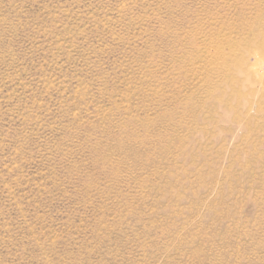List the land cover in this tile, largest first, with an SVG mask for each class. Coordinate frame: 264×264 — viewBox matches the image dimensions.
I'll list each match as a JSON object with an SVG mask.
<instances>
[{
    "label": "rangeland",
    "instance_id": "rangeland-1",
    "mask_svg": "<svg viewBox=\"0 0 264 264\" xmlns=\"http://www.w3.org/2000/svg\"><path fill=\"white\" fill-rule=\"evenodd\" d=\"M263 48L264 0H0V264H264Z\"/></svg>",
    "mask_w": 264,
    "mask_h": 264
},
{
    "label": "bare ground",
    "instance_id": "bare-ground-1",
    "mask_svg": "<svg viewBox=\"0 0 264 264\" xmlns=\"http://www.w3.org/2000/svg\"><path fill=\"white\" fill-rule=\"evenodd\" d=\"M262 51H264V48L262 49ZM260 72V71H259ZM262 77L264 76V74L263 75H261Z\"/></svg>",
    "mask_w": 264,
    "mask_h": 264
}]
</instances>
